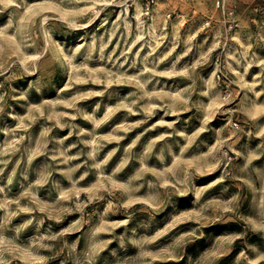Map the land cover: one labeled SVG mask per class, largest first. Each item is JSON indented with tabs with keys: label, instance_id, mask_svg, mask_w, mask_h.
<instances>
[{
	"label": "rangeland",
	"instance_id": "374dc122",
	"mask_svg": "<svg viewBox=\"0 0 264 264\" xmlns=\"http://www.w3.org/2000/svg\"><path fill=\"white\" fill-rule=\"evenodd\" d=\"M0 264H264V0H0Z\"/></svg>",
	"mask_w": 264,
	"mask_h": 264
}]
</instances>
